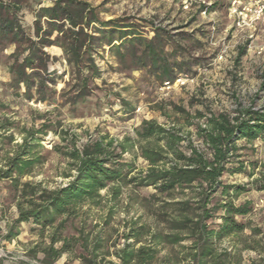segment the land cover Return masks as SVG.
<instances>
[{
	"label": "rangeland",
	"instance_id": "obj_1",
	"mask_svg": "<svg viewBox=\"0 0 264 264\" xmlns=\"http://www.w3.org/2000/svg\"><path fill=\"white\" fill-rule=\"evenodd\" d=\"M17 0H0L14 3ZM96 8L101 21L119 19L131 27L128 32H121V39L153 37V27L162 31L157 33L162 41L164 54L170 63L172 75L177 78L187 77L184 86L175 84L169 90H161L160 80L149 70H125L109 53L107 47L98 48L93 57L99 68L100 77L94 80L96 89L86 102H79L74 107L65 104L59 94L68 81L67 67L57 48H50L47 53L56 60L48 65L49 76L47 100L35 102L26 100L20 86L19 92L10 87L6 57L14 51V46L0 41V124L8 123L13 127V142L1 147L9 151L21 142V128L38 129L46 119L59 122L52 126L42 138L38 152L44 157V163L33 170L31 177L21 179V183L30 182L39 185V190H55L69 181L65 175L69 172L68 159L63 156L72 147L79 149L88 141L101 135L121 141L125 137L133 138L134 129L142 120H154L167 127L177 125L183 131H193L186 126V115L194 117L196 113H233L238 107L255 109L264 108V22L259 23L254 31H240L228 19L224 6L219 5L202 14L192 7L183 10L184 0H80ZM14 14L16 20L30 33L39 8L51 4L50 0H18ZM156 35V36H157ZM120 35L116 34L118 40ZM136 40V38H132ZM126 41V40H125ZM137 41L135 42V44ZM113 44L118 45L119 41ZM131 47L126 43L125 50ZM240 49L243 55L238 57ZM124 51V50H123ZM51 91V92H50ZM58 132H65L64 142ZM0 135H4L0 131ZM4 143H6L4 141ZM244 146V141L237 143ZM60 149V154L53 150ZM0 152V162L3 151ZM133 152L123 155L124 161L134 165L135 171H144L147 167ZM243 160L256 163L253 176L238 173L226 175L224 182L244 188L233 204L238 206L248 203L252 211L247 216L236 217L238 222L248 223L260 234L252 236L248 229L236 237L215 242L213 249L217 264H254L258 255L251 247L262 245L264 239V191H258L251 182L260 179L264 183V138L255 140L252 146H245L241 152ZM133 172V173H134ZM152 188L134 189L127 186L116 201L105 198L99 208L83 207L76 217L66 223L63 236H77L82 225L84 235H89L88 253H95L96 264H120L116 255L124 245L137 249L147 245L150 235H173L162 219L171 217L169 209L162 208L161 198L153 199ZM232 192L230 191V194ZM107 193L101 191L100 195ZM178 199L182 196L177 195ZM17 194L10 181L0 183V264H18L27 262L39 264L30 255L31 249L39 252L49 244L52 228L42 227L32 221L21 223L17 236L6 241L8 225L18 216ZM22 209L27 205L20 200ZM58 219L56 223H58ZM219 222V220H216ZM56 223L54 225H56ZM133 231V232H131ZM134 231L139 232V243L134 238L127 239ZM99 237V248L92 252L91 237ZM80 243V242H79ZM80 245V244H79ZM55 248L60 244H55ZM189 241L179 244L163 242L156 246L157 255L153 264H201L192 258ZM258 248V249H259ZM86 254L76 248L73 254H63L54 264H80L78 254ZM90 257V255H88ZM203 264V263H202ZM205 264H213L206 260Z\"/></svg>",
	"mask_w": 264,
	"mask_h": 264
},
{
	"label": "trees",
	"instance_id": "obj_2",
	"mask_svg": "<svg viewBox=\"0 0 264 264\" xmlns=\"http://www.w3.org/2000/svg\"><path fill=\"white\" fill-rule=\"evenodd\" d=\"M17 1L0 2V41L14 46V51L6 57L10 87L19 92L22 86V96L26 100H47L48 65L56 60L47 53L50 48L60 50L67 67L69 79L59 96L72 107L86 102L96 89L94 80L100 77V73L93 54L104 46L123 69L149 70L156 74L160 85L174 82L176 76L171 73L162 41L157 35L163 30L153 27L154 35L149 40L131 33L136 40L128 38L121 41L124 38L121 32L131 29L128 23H121L124 21L119 19L101 21L96 8L80 0H50V5L39 8L35 13L29 33L13 13ZM218 5L215 3L211 9ZM116 34L120 35L118 40L114 39ZM117 41L118 45L113 44ZM126 43L131 47L129 50H125ZM242 55L243 49H240L238 57ZM180 112L186 115V126L192 127V132L183 131L177 125L164 127L154 120H142L134 129L133 138L125 137L118 141L101 135L79 149L72 147L64 153L54 147L55 152L68 159L69 172L65 178L69 181L51 191H38L39 185L20 181L31 177L33 170L44 163V157L38 152L42 138L52 131V126L58 127L59 122L46 119L38 129L32 126L21 128V142L9 151L1 147L13 142V127L1 123L0 131L4 135H0V152L4 151L0 162V183L10 181L18 200V216L8 225L4 239L15 238L19 224L32 221L52 228L48 246L39 251L41 257L38 258L36 253L38 248L30 251L39 264H54L63 254H73L77 247L86 252L76 256L80 264H96L95 253L87 252L89 235L83 234L82 225L76 230L78 237L63 236L65 225L83 207L89 211L99 208L105 198L118 200L122 189L127 186L154 189L152 198H161L162 208L173 214L162 221L175 233L164 236L152 234L151 241L137 249L124 245L116 255L120 264H153L158 244H179L182 241L190 242L193 259L201 264L206 260L217 264L219 257L213 249L215 242L237 238L246 229L252 236L260 234L248 223L236 220V217L250 214L252 208L248 203L233 204V198L244 188L226 184L224 177L238 173L246 174L248 178L253 176L256 163L243 160L241 152L246 145L251 147L255 140L264 138V108L238 107L232 114L211 112L202 115L197 112L194 117H188L183 110ZM56 134L64 142L65 132ZM239 141H244L245 145H237ZM133 149L136 150L133 154L146 162L144 171L134 172V165L124 161L123 155L133 152ZM262 178L264 180V175ZM260 181L254 179L251 184L256 185L258 191H264V183L257 185ZM101 191L107 194L101 196ZM177 195L182 197L178 199ZM20 200L27 205L26 209H22ZM139 236L140 233L134 231L125 237L134 238L135 243H139ZM90 239L94 252L99 248L100 240L98 236ZM262 242L260 248L258 243L250 248L258 255L254 264H264V239ZM58 243L60 247L55 248Z\"/></svg>",
	"mask_w": 264,
	"mask_h": 264
},
{
	"label": "built area",
	"instance_id": "obj_3",
	"mask_svg": "<svg viewBox=\"0 0 264 264\" xmlns=\"http://www.w3.org/2000/svg\"><path fill=\"white\" fill-rule=\"evenodd\" d=\"M218 2L222 3L228 19L240 31H254L259 23L264 22V0H184L182 8L189 10L194 7L205 14ZM187 81V77H179L173 83H163L161 90H169L174 84L184 86Z\"/></svg>",
	"mask_w": 264,
	"mask_h": 264
}]
</instances>
